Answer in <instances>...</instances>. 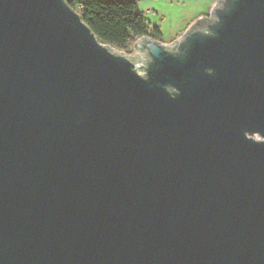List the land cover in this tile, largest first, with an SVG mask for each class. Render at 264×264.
Here are the masks:
<instances>
[{
	"label": "water",
	"instance_id": "obj_1",
	"mask_svg": "<svg viewBox=\"0 0 264 264\" xmlns=\"http://www.w3.org/2000/svg\"><path fill=\"white\" fill-rule=\"evenodd\" d=\"M135 47L0 0V264H264V0Z\"/></svg>",
	"mask_w": 264,
	"mask_h": 264
},
{
	"label": "trees",
	"instance_id": "obj_2",
	"mask_svg": "<svg viewBox=\"0 0 264 264\" xmlns=\"http://www.w3.org/2000/svg\"><path fill=\"white\" fill-rule=\"evenodd\" d=\"M78 10L97 38L110 46L131 52L141 37L162 40L159 26H150L137 0H67Z\"/></svg>",
	"mask_w": 264,
	"mask_h": 264
},
{
	"label": "rangeland",
	"instance_id": "obj_3",
	"mask_svg": "<svg viewBox=\"0 0 264 264\" xmlns=\"http://www.w3.org/2000/svg\"><path fill=\"white\" fill-rule=\"evenodd\" d=\"M217 0H137L139 9L145 12L150 26H159L162 33L161 42L166 46L175 47L183 33L199 17H210L211 9ZM78 12V10H75ZM117 52L141 57L139 63L147 64L149 54L146 50L134 47L131 52H125L113 47Z\"/></svg>",
	"mask_w": 264,
	"mask_h": 264
},
{
	"label": "built area",
	"instance_id": "obj_4",
	"mask_svg": "<svg viewBox=\"0 0 264 264\" xmlns=\"http://www.w3.org/2000/svg\"><path fill=\"white\" fill-rule=\"evenodd\" d=\"M66 2H67V0H66ZM74 9V8H73ZM75 10V9H74ZM163 43V42H162ZM164 45H166L165 43H163ZM123 54L124 55H126L124 52H123ZM126 56H128V55H126ZM129 57V56H128ZM130 58V57H129ZM135 62V61H134ZM148 64H145V66H147ZM137 70H138V72H141V74H144V69H143V67H142V65L141 64H138L137 65Z\"/></svg>",
	"mask_w": 264,
	"mask_h": 264
},
{
	"label": "bare ground",
	"instance_id": "obj_5",
	"mask_svg": "<svg viewBox=\"0 0 264 264\" xmlns=\"http://www.w3.org/2000/svg\"><path fill=\"white\" fill-rule=\"evenodd\" d=\"M140 54V50H138V55Z\"/></svg>",
	"mask_w": 264,
	"mask_h": 264
}]
</instances>
